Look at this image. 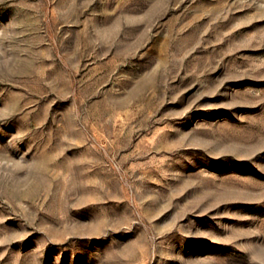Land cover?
Here are the masks:
<instances>
[{
  "label": "rangeland",
  "instance_id": "rangeland-1",
  "mask_svg": "<svg viewBox=\"0 0 264 264\" xmlns=\"http://www.w3.org/2000/svg\"><path fill=\"white\" fill-rule=\"evenodd\" d=\"M0 264H264V0H0Z\"/></svg>",
  "mask_w": 264,
  "mask_h": 264
}]
</instances>
